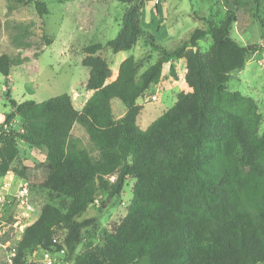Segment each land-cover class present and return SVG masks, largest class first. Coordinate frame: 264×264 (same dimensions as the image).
<instances>
[{
    "label": "trees",
    "instance_id": "16d2710c",
    "mask_svg": "<svg viewBox=\"0 0 264 264\" xmlns=\"http://www.w3.org/2000/svg\"><path fill=\"white\" fill-rule=\"evenodd\" d=\"M117 1L126 10L108 47L130 51L144 39L159 53L157 62L141 71L143 60L130 57L107 84L112 70L97 55L102 46L89 45L82 63L90 70L85 88L94 93L81 111L68 94L44 102L11 99V112L0 123V178L14 171L31 184V193L40 189L63 200L37 207L40 215L17 242L12 264H32L37 249L74 256L85 230L96 223L78 219L99 193L120 197L128 179L134 184L126 217L73 264H264V121L252 98L226 89L231 74L259 47L232 38L238 18L229 12L221 22L208 19L206 29L168 50L142 29L139 5L145 0ZM26 2L40 19L49 14L45 0ZM254 5L264 40V0ZM207 37L212 44L202 52L198 44ZM175 60L186 61L188 91L141 130L137 102L160 83L165 65L179 80ZM12 67L8 55L0 56V74L9 78ZM113 99L124 104L122 117L114 114ZM17 119L21 130L7 133ZM75 125L84 129L91 149L73 138ZM18 138L44 153L45 176L35 179L29 167H14Z\"/></svg>",
    "mask_w": 264,
    "mask_h": 264
},
{
    "label": "rangeland",
    "instance_id": "374dc122",
    "mask_svg": "<svg viewBox=\"0 0 264 264\" xmlns=\"http://www.w3.org/2000/svg\"><path fill=\"white\" fill-rule=\"evenodd\" d=\"M45 2L49 14L40 19L34 4H28L26 0H0V56L8 55L13 61L10 77L0 74V123L11 112V99L18 104L25 101L44 102L68 94L75 109L81 111L92 96V92L85 88L90 70L82 63L86 56L84 49L89 45L102 46L97 55L108 62L112 76L130 57L143 60L141 71L159 59V53L147 46L144 39H140L130 51L113 53L108 47V42L116 38L122 27L126 10V6L117 0ZM139 6L142 29L154 33L158 42L168 50L188 40L194 30L206 29L208 19L221 22L229 12L235 13L238 21L232 25V38L243 46L256 45L259 50L247 59L242 70L231 74L226 89L252 98L264 121V40L254 17V0H145ZM211 44L212 38L207 37L198 46L202 52H206ZM174 64L179 80L170 76L171 64H167L163 67L160 83L138 100L137 104L142 110L137 124L141 130H147L175 105L180 93L188 91L185 82L186 61L175 60ZM111 105L117 118L125 114L126 108L119 99H113ZM21 127L17 119L11 128L5 130L7 133L12 130L18 132ZM72 136L80 139L82 149L92 148L81 126H74ZM17 147L19 158L14 164L15 168L29 167L28 175L35 179L47 174L44 153L36 151L19 138ZM10 173L15 174L14 171ZM114 180L115 177L110 178L111 182ZM133 184L134 180L128 179L120 197L109 199L106 194L97 195L95 205L78 219H96V223L85 230L83 241L74 256L65 257V252L52 253L55 264H73L75 257L86 249L103 244L105 235L112 231L113 225L126 217ZM31 195L39 208L47 203L60 206L63 202L40 189H35ZM39 215L40 212L29 223L36 221ZM63 234V229H58L57 236L62 239ZM7 259L6 248L0 247V264H7ZM29 263L44 264L43 251L37 249L32 252Z\"/></svg>",
    "mask_w": 264,
    "mask_h": 264
},
{
    "label": "built area",
    "instance_id": "2783aa9c",
    "mask_svg": "<svg viewBox=\"0 0 264 264\" xmlns=\"http://www.w3.org/2000/svg\"><path fill=\"white\" fill-rule=\"evenodd\" d=\"M0 182V247L7 250V264H12L16 244L39 210L32 201L31 184L14 173ZM19 214V215H18ZM29 220V221H28ZM44 264H55L52 252H43Z\"/></svg>",
    "mask_w": 264,
    "mask_h": 264
},
{
    "label": "crops",
    "instance_id": "0c3cea01",
    "mask_svg": "<svg viewBox=\"0 0 264 264\" xmlns=\"http://www.w3.org/2000/svg\"><path fill=\"white\" fill-rule=\"evenodd\" d=\"M117 76H118V73H116V74H114V76H112L108 81H110V83L111 82H113L114 80H116V78H117ZM107 84H108V82H107ZM90 92H92V95H93V91H90ZM9 174V173H8ZM6 175V176H4L3 178H0V182L2 181V180H4V179H6V178H8L9 177V175ZM11 174V173H10Z\"/></svg>",
    "mask_w": 264,
    "mask_h": 264
}]
</instances>
